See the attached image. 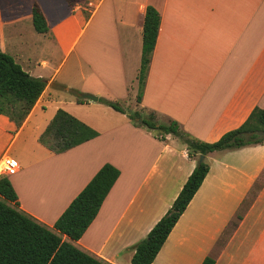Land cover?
<instances>
[{
  "label": "crops",
  "instance_id": "crops-1",
  "mask_svg": "<svg viewBox=\"0 0 264 264\" xmlns=\"http://www.w3.org/2000/svg\"><path fill=\"white\" fill-rule=\"evenodd\" d=\"M35 5L45 34L34 28ZM148 6L159 11L161 27L134 111L155 112L214 143L264 108V0H0V50L47 83L21 127L0 114V160L8 155L19 165L7 176L19 209L53 227L104 164L117 167L121 175L83 237L63 236L109 264H133L132 247L165 216L198 164L177 137L159 142L129 120L104 122L108 115L89 112L100 98L137 101ZM77 50L89 68L80 91L97 102L62 94L73 88L58 82L60 71ZM51 104L66 105L99 135L54 153L41 142L61 109L40 115ZM206 159L208 175L153 264H202L208 256L215 264H264V144Z\"/></svg>",
  "mask_w": 264,
  "mask_h": 264
},
{
  "label": "trees",
  "instance_id": "trees-1",
  "mask_svg": "<svg viewBox=\"0 0 264 264\" xmlns=\"http://www.w3.org/2000/svg\"><path fill=\"white\" fill-rule=\"evenodd\" d=\"M33 24L38 33L49 31L46 18L38 5L33 8ZM161 27L159 11L148 6L145 13L141 67L138 75L137 102H142L149 66ZM47 83L26 72L15 59L0 50V114L7 115L18 127L25 122L44 93ZM84 102L83 99L78 100ZM100 102L124 113L135 126L159 132L166 141L172 135L187 147L188 156L199 160L180 194L165 216L148 235L132 247L133 264H153L169 235L177 225L210 171L207 156L216 151L238 150L264 144V108H255L239 128L225 133L218 141L208 143L192 137L178 122H158L157 114L126 111L119 103L100 98ZM98 132L65 110H58L41 142L54 153H64L98 136ZM121 171L106 163L72 201L53 227H49L19 209L18 194L7 176L0 177V264H109L76 247L96 219L105 199L119 179ZM241 219V215H238ZM66 236L70 241L63 239ZM202 264H215L208 256Z\"/></svg>",
  "mask_w": 264,
  "mask_h": 264
},
{
  "label": "rangeland",
  "instance_id": "rangeland-1",
  "mask_svg": "<svg viewBox=\"0 0 264 264\" xmlns=\"http://www.w3.org/2000/svg\"><path fill=\"white\" fill-rule=\"evenodd\" d=\"M38 36L40 37L41 35H38ZM80 52L77 50L75 53H73L70 56V58L68 59V62L61 69L60 74H59V77H58V78H60V79H58V82H63L66 85L69 84L73 88V89L69 90V92H68L66 90H62V89H64V86H61L60 85V87H61L60 90L65 91L62 94L63 95H65V94L71 95L72 94L78 100L81 99V96L86 95V94H83L80 90H81V88L83 86V76L89 72L88 66H85V64L83 63V61L80 58L77 57V56H80ZM63 56H62V53L58 55L57 58H59V61L62 59ZM68 95H65V96H68ZM130 100H129V104L128 105L122 103L123 101L121 99H117V103H119L122 107H124L128 112H133L134 111L135 104H138V103H137L136 100H134L131 103ZM66 107L67 106L64 105V104H62V105H59V104H51V105H49L46 108L47 109L46 111H44V112L40 111V115L43 114L45 116V118H46L48 116H51L52 113H55V111H57V109H60L61 108L62 110H65V109H67ZM137 110L138 111H143L140 107L137 108ZM89 112H90L91 115H95L97 117L98 116H103V115H108L105 118V121L104 122H108L111 117H113L112 120L117 119V118H121V119H123L125 121L129 120L132 123V125L135 126V124L133 123V121H131L128 117H125L126 114L124 115V113L121 114V113L112 111L105 104H102V103H99V102L98 103H94V105L92 106V109L89 110ZM144 113L145 114H148L150 112H146L145 111ZM157 121L160 122V123L162 122V120H160L159 118L157 119ZM138 128H142V129L146 130L157 141L163 142L162 140H160L158 138V135H159V132L158 131H156V130H149V129L144 128V127H138Z\"/></svg>",
  "mask_w": 264,
  "mask_h": 264
},
{
  "label": "built area",
  "instance_id": "built-area-1",
  "mask_svg": "<svg viewBox=\"0 0 264 264\" xmlns=\"http://www.w3.org/2000/svg\"><path fill=\"white\" fill-rule=\"evenodd\" d=\"M19 171L18 163L10 156L5 155L0 160V177L13 176Z\"/></svg>",
  "mask_w": 264,
  "mask_h": 264
},
{
  "label": "water",
  "instance_id": "water-1",
  "mask_svg": "<svg viewBox=\"0 0 264 264\" xmlns=\"http://www.w3.org/2000/svg\"><path fill=\"white\" fill-rule=\"evenodd\" d=\"M83 98L94 102H97L99 100L98 97L89 94L83 95ZM204 160H205V156H201L200 159L198 160V163H202Z\"/></svg>",
  "mask_w": 264,
  "mask_h": 264
}]
</instances>
